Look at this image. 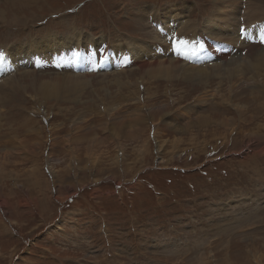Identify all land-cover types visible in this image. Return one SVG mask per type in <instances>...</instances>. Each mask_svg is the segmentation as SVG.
<instances>
[{
	"label": "rangeland",
	"instance_id": "rangeland-1",
	"mask_svg": "<svg viewBox=\"0 0 264 264\" xmlns=\"http://www.w3.org/2000/svg\"><path fill=\"white\" fill-rule=\"evenodd\" d=\"M247 2L264 16L261 0H236L240 26ZM214 5L0 0V49L9 48V68L23 57L31 63L0 80L26 86L0 105V264H264V64L254 76L221 74L237 56L229 47H239L230 42L239 30L237 23L202 28ZM219 8L226 12L228 2ZM157 13L167 39L174 35L178 43L188 22L200 24L211 45H227L225 57L222 49L218 55L205 50L207 60L177 62L217 65L220 75L198 82L145 76L144 69L159 62L175 68L168 41L162 46L167 56L149 59ZM209 22L221 25L215 16ZM250 29L261 36L259 28ZM85 38L107 40L102 64L87 50L98 53L102 44L89 46ZM130 41H147L150 52L142 48V60L121 55ZM72 42L86 47L79 67L93 60L98 69L131 64L73 74ZM36 56L61 71L31 69ZM62 76L80 80L76 96L63 100L60 92L46 97L39 91L42 80ZM142 111L135 140L132 119Z\"/></svg>",
	"mask_w": 264,
	"mask_h": 264
},
{
	"label": "bare ground",
	"instance_id": "bare-ground-1",
	"mask_svg": "<svg viewBox=\"0 0 264 264\" xmlns=\"http://www.w3.org/2000/svg\"><path fill=\"white\" fill-rule=\"evenodd\" d=\"M214 1H215V5H214L215 9H213L212 12H211V15L207 19H205L203 21L202 28H203V26H211V27H215V28H224V27L230 26V25L234 26L237 23L238 24L237 25V31H238L239 27H240V24H239V20L238 21L235 20V11L237 9L234 6L236 5L235 4L236 0H220V1L219 0H214ZM261 1L264 2V0H261ZM220 2H228L229 9L226 10V12H223V11L220 10V8H219V3ZM247 3H246V8L250 9V11L247 14L244 15L245 19H244L243 25L249 29V33H247L246 36H245L246 38H248V41H243V40H241V39H239L237 37H235V38L232 37V39L230 40L232 45L239 44L238 45L239 47H236V46L234 47L235 49H237L236 50V55L237 56H236V58L234 60L229 59L225 63L223 62L225 64L224 65L225 67L223 69L224 72L221 73L223 76L225 75V76L231 77V74L232 75H234V74L237 75L238 73L243 74L245 72H251L252 76H254L253 72H258V70H260L263 67V64H264V49L262 47V45L264 43V16H262V14L259 13L256 10L257 6L254 7V3H252V2H249L248 4ZM236 12H239V11H236ZM213 16L219 18V20L221 21V25L216 23V22H213V23L209 22V20H211V18ZM171 18L175 19L177 17H176V15H174ZM173 19H172V21H173ZM240 23H241V21H240ZM166 24L167 25L165 27L169 28L172 25H175V24L178 25V22L166 23ZM183 26L184 27L181 28V32L178 34V38L182 36V38H181L182 41L179 38L178 43H176V41H177L176 38L174 36L172 37L171 34L168 36L169 39H167V37L164 36V29L162 27H161V29H162L161 32L155 31V33L153 34L152 40L150 41V44H153L156 47V51H153V52L150 53L149 59L151 60L153 57H154L153 59H155L156 56H157L156 59H160L159 57L161 55H158L160 53H162L163 55L167 56V53H166V51H164V48L162 46L166 45L167 41H168V50H169V53H170L169 55L173 56L172 59L175 62V63L171 62V67H175V68H168L165 65H159L160 62L158 61L159 64L158 65H154L153 70H151L152 68L150 69L148 67L146 68V67L143 66V68H146V69H144V74H146L145 76L150 77L151 80H152L154 78L158 79V77H159V79H161V78L169 79V78H172V76L180 75L182 77V79L185 80V82H187V81L188 82H198V81L204 80L206 77H210L209 75H212V76L213 75H220V72L218 70L221 67H218L217 65L212 66L211 68L205 69L206 66L203 65V64H198L197 65L198 67H192V66H189V65H187V66L179 65V63H177V62H181L182 58H184V57H186V59L188 61L191 60L192 64H194L197 61H199L198 60L199 58L202 59V60H207L206 57H205V50H214V53L218 55V50L222 49L224 57L229 54L228 47L221 46L220 44H215V46H213V45H211L209 43L207 37L202 32H200V28H201L200 24L195 25V24H192V23H188V22L186 23L185 22L183 24ZM250 28H259L260 31H261V36H255V33H250V31H251ZM166 31L169 32L168 29ZM170 33H172V32L170 31ZM219 38L223 39V36H219ZM83 40L86 43H88L89 46L93 45V47H95V48L99 47L102 43H106V45H107V40L102 39V38L97 40V41H95V42H94V40L92 38H85ZM101 40H103V41L101 42ZM142 43L139 44V43H136V42H133V41L128 42L129 45H126V46H124L122 48L123 49V53L121 55H126L127 58L131 57V58H134V59L142 60L141 56L144 54L142 51H145L142 48L148 47V49H146V50H147V52H150L149 46L145 45V43H148V42L147 41H143ZM72 44H73L72 48L70 49V52H69V58H72V61L76 62L78 59H80L82 57L81 56L82 53H83L81 51L82 47H78L77 45L74 44V42H72ZM121 45L122 44H119V47H121ZM195 48H196L197 51H195ZM8 49L9 48H5V49L2 48V50H4L5 53L8 55V58L4 62L6 64V67L5 66L3 67L4 70H5V68H9V64H10ZM193 49H194L195 52L193 51ZM87 50H88V53H89V55L91 57H93V56L94 57H99V55L102 54L101 50H99L98 53H97V50L91 49L89 47L87 48ZM243 51H245V55L242 54ZM67 60H68V55H67ZM144 60H147V59H144ZM173 60H171V61H173ZM208 61H210V60H208ZM161 63L164 64V62H161ZM11 64H13L15 67H17L19 62L17 61L16 63H11ZM97 67H99L98 64H97ZM3 68H0V72L3 71ZM172 71H174V72H172ZM7 76L8 75L0 77V80L4 79ZM27 76H29V75H27ZM24 79L25 78H23V80ZM11 81H13V80H11ZM32 81H31V83H32ZM160 82H162V81H160ZM22 83L23 84H18V83L14 82V81H13L12 84L11 83L8 84V82L0 83V105L1 106L3 105V102L6 103L10 99H12L13 95H11V93L13 92V90H14L15 94L17 93V91H20L19 93H22V94L25 92L24 91L25 88H26V86L24 85L25 82L22 81ZM41 83H42V86H41V89L39 91H41L44 94V96L51 97V96H54V94L60 92L61 93L60 95L62 96V99H63V97H68V95H71V96L75 95L76 96L78 94V92L83 88L82 83L80 82V80L77 77H70V76H62L61 78H57L56 80H55V78L50 79V80L49 79H46V80L44 79V80L41 81ZM129 84L132 85L131 82ZM28 86H30V85H28ZM135 86H136V84H135ZM134 89L135 88L133 87V91H132L133 93H134ZM50 100H51V98H50ZM63 100H65V99H63ZM149 110H151V108ZM160 114H163V113H160ZM142 115H143V111H142V113L140 112V113L136 114L133 117V119H132L134 125H133V128H131L132 129L131 136L135 140H136V136L135 135L138 132L140 133V136H141V130H140L141 128H139V126H137V124L141 123L140 120H138V119ZM144 117H146V116H144ZM3 120H4V118L2 117V115L0 113V125L2 124ZM144 120H147V117L144 118ZM4 124L5 123H3V125ZM197 124H198V121H197ZM123 125H125V124L120 123V126H123ZM140 136H139V138H140ZM128 137H130V136H128ZM159 146L160 145L157 146V149L159 148ZM159 152H161V151H159ZM63 179H64V177H63ZM26 180H27V178H26ZM27 182H28V180H27ZM34 184H35V181H34Z\"/></svg>",
	"mask_w": 264,
	"mask_h": 264
},
{
	"label": "crops",
	"instance_id": "crops-1",
	"mask_svg": "<svg viewBox=\"0 0 264 264\" xmlns=\"http://www.w3.org/2000/svg\"><path fill=\"white\" fill-rule=\"evenodd\" d=\"M158 16L155 15V18H153V22H154V26L156 27V31H159L161 32V27H162V23H161V20L162 18L159 17V13H157ZM174 35H172L173 37ZM178 36V35H177Z\"/></svg>",
	"mask_w": 264,
	"mask_h": 264
},
{
	"label": "snow or ice",
	"instance_id": "snow-or-ice-1",
	"mask_svg": "<svg viewBox=\"0 0 264 264\" xmlns=\"http://www.w3.org/2000/svg\"><path fill=\"white\" fill-rule=\"evenodd\" d=\"M244 30L242 29V32H243ZM3 60H4V58L2 57V56H0V66H2V64H3Z\"/></svg>",
	"mask_w": 264,
	"mask_h": 264
}]
</instances>
